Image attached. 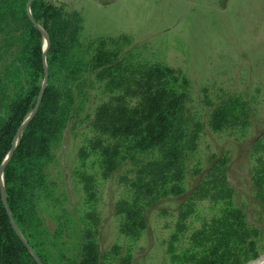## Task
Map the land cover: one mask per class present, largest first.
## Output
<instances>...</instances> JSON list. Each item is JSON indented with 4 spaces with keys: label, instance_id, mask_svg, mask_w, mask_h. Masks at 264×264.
<instances>
[{
    "label": "rangeland",
    "instance_id": "1",
    "mask_svg": "<svg viewBox=\"0 0 264 264\" xmlns=\"http://www.w3.org/2000/svg\"><path fill=\"white\" fill-rule=\"evenodd\" d=\"M51 1L81 27L72 55L90 60L103 49L119 58L113 82L84 75L91 88L55 139L47 187L26 191L54 261L64 264L61 254L77 255L81 243L96 245L99 264L264 257V0ZM14 8L0 0V121L25 74L17 58L25 28ZM154 66L171 70L166 86L183 94V123L200 124L179 159L159 165L150 161L162 149L115 131V115L136 105ZM61 81L53 80L59 92Z\"/></svg>",
    "mask_w": 264,
    "mask_h": 264
},
{
    "label": "trees",
    "instance_id": "2",
    "mask_svg": "<svg viewBox=\"0 0 264 264\" xmlns=\"http://www.w3.org/2000/svg\"><path fill=\"white\" fill-rule=\"evenodd\" d=\"M29 0H15L13 17L22 23L21 53L17 58L22 63L23 73L20 88L14 92L7 105L5 118L0 121V164L11 149L15 133L33 109L44 79L43 35L31 21L26 5ZM30 14L34 21L47 33L48 46L45 51L47 84L35 115L24 127L18 138L12 156L3 169V186L9 213L17 229L32 247L42 264H60L54 261L46 250L38 231L33 228L30 210L29 188L47 187L48 158L53 159L56 137L72 119L73 112L86 86L87 79L94 76L98 80L107 78L113 82L116 76L112 68L118 67L119 58L108 50H97L89 59L75 57L72 51L78 46L80 25H74V16L63 18L61 8L51 0H32ZM113 55V56H112ZM169 68L154 66L143 78V89L138 102L128 111L122 109L115 115L118 121L115 131H122L139 147L162 149L161 160L155 158L153 165L165 164L182 155L186 143L193 142L196 126L183 123V94L166 86ZM25 77V82L22 80ZM172 79L174 78L171 76ZM55 78L62 79L55 85ZM175 79V78H174ZM77 89V90H75ZM77 92V97L75 96ZM61 100V105L58 101ZM224 108H216L211 115V125L219 129ZM123 111V112H122ZM192 126V127H190ZM198 128L196 129L197 132ZM179 153V154H178ZM132 223H138L136 212L131 209ZM31 217V218H30ZM138 217V216H137ZM118 247L112 248L117 255ZM77 255L60 258L64 264H99L98 251L93 243H81ZM0 264H37L24 243L15 233L0 193ZM213 264V263H212Z\"/></svg>",
    "mask_w": 264,
    "mask_h": 264
},
{
    "label": "water",
    "instance_id": "3",
    "mask_svg": "<svg viewBox=\"0 0 264 264\" xmlns=\"http://www.w3.org/2000/svg\"><path fill=\"white\" fill-rule=\"evenodd\" d=\"M31 2H32V0H29L27 5H26L27 13H28L31 21L33 22V24L41 31V33H42V35L44 37V40H45V49L43 50V54H42L43 63H44V79H43V83L41 85L38 97L36 99V102H35V105H34L32 111L26 117V119L21 123V125L18 127V129H17V131L15 133L14 139L12 141L11 149L8 152V154L6 155V157L4 158V160L2 161V163L0 164V193H1L3 204H4V206H5L6 210H7L8 216L10 218V221H11V224H12V227H13L15 233L18 235V237L24 243L25 247L30 252V254L33 256V258L36 261V263L37 264H42L41 261L39 260L38 256L36 255V253L32 249V247L27 243V241L24 239V237L21 235V233L17 229V226L15 225V223H14V221H13V219H12L10 213H9V209H8L7 201H6V196H5V191H4V186H3V169H4L5 165H6V163L8 162V160L10 159V157L12 156V153H13L14 148L16 146L17 137L21 134V132L23 131L24 127L27 125V123L35 115V113H36V111L38 109V106L40 104V101H41V98H42L46 83H47V67H46V64H45V51H46V48L48 46L49 40H48V36H47L46 32L34 21L33 17L30 14V4H31Z\"/></svg>",
    "mask_w": 264,
    "mask_h": 264
},
{
    "label": "crops",
    "instance_id": "4",
    "mask_svg": "<svg viewBox=\"0 0 264 264\" xmlns=\"http://www.w3.org/2000/svg\"><path fill=\"white\" fill-rule=\"evenodd\" d=\"M112 1L114 2V1H119V0H112ZM112 1L111 0H101V1L97 2V6L100 4L107 5V4L111 3ZM151 1H154V0H145L146 3H151ZM189 1L196 3L195 0H189ZM120 2H122L121 4L125 6V5H128L129 2H131V0H120ZM235 2H236V0H227L226 1V7H231Z\"/></svg>",
    "mask_w": 264,
    "mask_h": 264
},
{
    "label": "bare ground",
    "instance_id": "5",
    "mask_svg": "<svg viewBox=\"0 0 264 264\" xmlns=\"http://www.w3.org/2000/svg\"><path fill=\"white\" fill-rule=\"evenodd\" d=\"M253 264H264V257H262V258L256 260V262L253 263Z\"/></svg>",
    "mask_w": 264,
    "mask_h": 264
}]
</instances>
